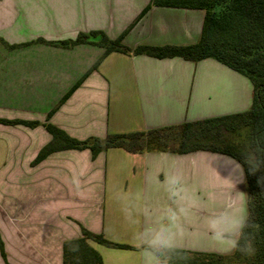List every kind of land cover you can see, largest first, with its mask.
Listing matches in <instances>:
<instances>
[{
  "label": "crops",
  "instance_id": "crops-1",
  "mask_svg": "<svg viewBox=\"0 0 264 264\" xmlns=\"http://www.w3.org/2000/svg\"><path fill=\"white\" fill-rule=\"evenodd\" d=\"M150 2L0 0V119L49 123L82 141L247 111L249 80L213 59L117 52L100 59L104 49L92 44L35 42L93 31L111 40L122 36L128 48L198 41L203 11ZM0 135V241L7 264H63L62 245L80 238V228L133 248L88 241L102 264H165L149 248L233 252L212 227L225 214L246 217L243 170L230 157L111 148L92 158L87 149H68L32 165L51 141L42 126L0 125ZM161 232L166 244H153Z\"/></svg>",
  "mask_w": 264,
  "mask_h": 264
},
{
  "label": "trees",
  "instance_id": "trees-1",
  "mask_svg": "<svg viewBox=\"0 0 264 264\" xmlns=\"http://www.w3.org/2000/svg\"><path fill=\"white\" fill-rule=\"evenodd\" d=\"M150 4L203 11L198 41L187 46L128 48L122 44V36L111 40L102 32L93 31L78 34L69 41L45 42L39 39L35 42L62 48L92 44L104 49L100 59L112 52L155 59L179 57L191 62L213 59L249 80L252 98L247 111L141 132L107 134L102 139L90 137L82 141L69 138L49 123L0 119V125L42 126L51 136V141L39 151L32 165L57 151L87 149L95 158L101 151L111 148L122 149L129 154L164 152L182 155L205 151L239 161L243 165L247 221L240 243H249L250 250H233L230 255H219L177 249H149L165 264H264V179H258L264 177V0H151ZM3 45L10 49L17 47ZM239 129L244 130L245 140L235 142L231 135ZM245 159L251 164L259 163L254 174L249 173L251 165L246 164ZM80 229V238L62 245L63 264H102L101 257L88 245V241L107 248L133 249ZM0 255L7 264L1 241Z\"/></svg>",
  "mask_w": 264,
  "mask_h": 264
},
{
  "label": "clouds",
  "instance_id": "clouds-1",
  "mask_svg": "<svg viewBox=\"0 0 264 264\" xmlns=\"http://www.w3.org/2000/svg\"><path fill=\"white\" fill-rule=\"evenodd\" d=\"M239 168H243V165L239 162H235ZM246 164H250L249 173L254 174L259 163L251 164V161L245 159ZM258 179H264L259 177ZM212 227L215 229V234L230 250L243 251L250 250V244L245 242L241 245V238L245 235V229L247 227V221L243 215H231L225 214L216 218ZM153 244L163 246L166 244V238L163 232L158 233L153 240Z\"/></svg>",
  "mask_w": 264,
  "mask_h": 264
},
{
  "label": "rangeland",
  "instance_id": "rangeland-1",
  "mask_svg": "<svg viewBox=\"0 0 264 264\" xmlns=\"http://www.w3.org/2000/svg\"><path fill=\"white\" fill-rule=\"evenodd\" d=\"M231 139L234 140L235 142L244 141L245 140V132H244V130L243 129H239L237 131V133L231 135ZM0 141L4 142V144H5V135H0ZM3 178H5V176ZM208 189H209V187H208ZM208 189L206 190V193H207Z\"/></svg>",
  "mask_w": 264,
  "mask_h": 264
}]
</instances>
